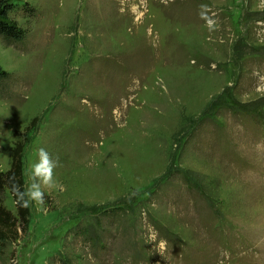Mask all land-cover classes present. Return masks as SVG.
<instances>
[{"label":"rangeland","instance_id":"rangeland-1","mask_svg":"<svg viewBox=\"0 0 264 264\" xmlns=\"http://www.w3.org/2000/svg\"><path fill=\"white\" fill-rule=\"evenodd\" d=\"M9 2L0 170L61 187L0 264H264V0Z\"/></svg>","mask_w":264,"mask_h":264},{"label":"trees","instance_id":"trees-1","mask_svg":"<svg viewBox=\"0 0 264 264\" xmlns=\"http://www.w3.org/2000/svg\"><path fill=\"white\" fill-rule=\"evenodd\" d=\"M25 4L28 6V3ZM13 6L9 0H0V36H3L9 44L21 41L26 35V30L10 16ZM6 76H9V73L0 67V77ZM38 120V116H35L25 128V131H17L18 134L23 137L26 136L29 131L35 128ZM24 148L25 142L23 139L16 142L10 168L6 171L0 170V252L7 241H14L20 236V232H26L30 223L31 210L30 208H24L17 202L12 187L13 183H18L21 188L25 184ZM13 176L15 181L10 180V177ZM6 188L10 190L15 200L16 213L6 208L2 203L1 194Z\"/></svg>","mask_w":264,"mask_h":264},{"label":"clouds","instance_id":"clouds-1","mask_svg":"<svg viewBox=\"0 0 264 264\" xmlns=\"http://www.w3.org/2000/svg\"><path fill=\"white\" fill-rule=\"evenodd\" d=\"M264 89V85H258L257 90ZM57 167L50 153L43 147L38 150V159L31 164L30 174L31 181H26L23 188L18 183H13V191L17 197V202L24 208L37 206L40 210L43 209L44 188L61 187L54 181V169ZM27 174V173H26ZM11 181H15V177H10ZM157 252L162 256L160 249L165 247V242L161 241L156 245Z\"/></svg>","mask_w":264,"mask_h":264}]
</instances>
